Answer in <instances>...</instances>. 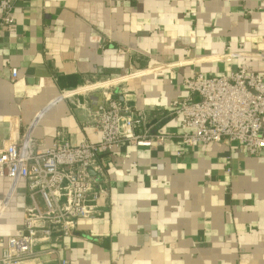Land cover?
I'll return each instance as SVG.
<instances>
[{
	"label": "crops",
	"instance_id": "crops-1",
	"mask_svg": "<svg viewBox=\"0 0 264 264\" xmlns=\"http://www.w3.org/2000/svg\"><path fill=\"white\" fill-rule=\"evenodd\" d=\"M11 17L15 32L0 34V144L8 121L19 137L41 111L35 150L50 148L57 131L71 143L96 142L83 123L101 91L80 88L112 79L156 132L178 134V119L165 114L186 95L182 78L241 64L264 74V0H15ZM8 68L16 69L13 82ZM175 151L173 144L111 151L103 214L78 221L71 237L53 244L57 255L36 263L264 264V150L250 157L207 144L180 158ZM25 202L24 182L11 187L0 177V251L19 233Z\"/></svg>",
	"mask_w": 264,
	"mask_h": 264
},
{
	"label": "built area",
	"instance_id": "built-area-1",
	"mask_svg": "<svg viewBox=\"0 0 264 264\" xmlns=\"http://www.w3.org/2000/svg\"><path fill=\"white\" fill-rule=\"evenodd\" d=\"M14 3L0 0V34L15 32ZM190 15L195 17V13ZM213 59H230V55ZM8 72L10 81H15L16 69L8 68ZM91 85L104 86L101 100L92 99L93 109L83 123L97 136L96 142L71 143L57 131L52 146L37 151L32 134L43 111L19 137L17 126L8 121L10 135L0 144V177L9 179L11 187L23 181L26 202L21 229L5 240L0 264H37L44 255H57L53 244L71 237L78 221L100 217L110 191L109 153L123 144L162 149L173 144L177 158L207 144L234 145L250 157L264 150V74L254 73L244 64L228 74L194 73L182 78L186 95L173 100L165 114L178 119V134L156 132L145 110L122 99L128 90L121 79ZM79 90L62 92L59 98L79 94ZM230 172L226 161L223 173Z\"/></svg>",
	"mask_w": 264,
	"mask_h": 264
},
{
	"label": "rangeland",
	"instance_id": "rangeland-1",
	"mask_svg": "<svg viewBox=\"0 0 264 264\" xmlns=\"http://www.w3.org/2000/svg\"><path fill=\"white\" fill-rule=\"evenodd\" d=\"M115 83H116V82H115ZM93 84H94V83H93ZM89 85H91V84H88V85H86V87H82V88H80V89L87 88V86H89ZM115 85H120V84H118V82H117ZM102 88H104V86H98V88H97V87H94V88L91 89L90 91L93 92V93H98L99 91H102ZM86 93H87V92H86Z\"/></svg>",
	"mask_w": 264,
	"mask_h": 264
},
{
	"label": "bare ground",
	"instance_id": "bare-ground-1",
	"mask_svg": "<svg viewBox=\"0 0 264 264\" xmlns=\"http://www.w3.org/2000/svg\"><path fill=\"white\" fill-rule=\"evenodd\" d=\"M29 137V136H28Z\"/></svg>",
	"mask_w": 264,
	"mask_h": 264
}]
</instances>
